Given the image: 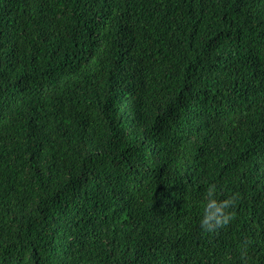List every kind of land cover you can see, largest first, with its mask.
Wrapping results in <instances>:
<instances>
[{"label":"trees","instance_id":"1","mask_svg":"<svg viewBox=\"0 0 264 264\" xmlns=\"http://www.w3.org/2000/svg\"><path fill=\"white\" fill-rule=\"evenodd\" d=\"M0 264H264V0H0Z\"/></svg>","mask_w":264,"mask_h":264},{"label":"clouds","instance_id":"2","mask_svg":"<svg viewBox=\"0 0 264 264\" xmlns=\"http://www.w3.org/2000/svg\"><path fill=\"white\" fill-rule=\"evenodd\" d=\"M215 182H208L203 191L200 202L199 223L205 232H213L232 222L236 213L235 206L239 200V193L228 191Z\"/></svg>","mask_w":264,"mask_h":264}]
</instances>
